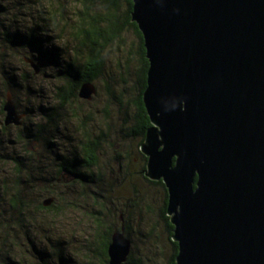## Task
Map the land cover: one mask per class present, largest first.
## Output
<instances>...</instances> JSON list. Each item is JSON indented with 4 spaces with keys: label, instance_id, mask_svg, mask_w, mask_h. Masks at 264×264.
Instances as JSON below:
<instances>
[{
    "label": "water",
    "instance_id": "1",
    "mask_svg": "<svg viewBox=\"0 0 264 264\" xmlns=\"http://www.w3.org/2000/svg\"><path fill=\"white\" fill-rule=\"evenodd\" d=\"M132 1L150 63L141 152L168 191L175 264H264V0ZM96 93L89 82L79 97ZM4 111L22 126L11 94ZM132 247L123 226L109 264Z\"/></svg>",
    "mask_w": 264,
    "mask_h": 264
},
{
    "label": "trees",
    "instance_id": "2",
    "mask_svg": "<svg viewBox=\"0 0 264 264\" xmlns=\"http://www.w3.org/2000/svg\"><path fill=\"white\" fill-rule=\"evenodd\" d=\"M28 2L37 6V14L30 16V18L34 17V23L32 25L23 24L22 28L5 29L3 31V41L7 42L6 45L13 48V50L23 51L25 57H27V59L20 61L23 66H31L27 61H33L40 67L39 60L36 59L38 56L54 67L55 71L53 73L56 81L54 96L61 106L71 107L75 103H79L81 86L85 83H93L102 77L105 67V55L108 49L116 44L120 47L119 44L124 42V34L128 30L134 32L139 41L138 55L140 59L136 80L137 96L130 102L132 113H126L125 121H128V125L125 131L131 139L139 140L141 147L146 140L147 130L152 126L144 104L150 63L146 55L143 34L137 23L132 20L133 1L42 0L41 3H38V1L21 0L13 8L17 12L14 15L19 16V20L22 22L25 19L27 21L30 14L27 11L29 9ZM49 36L53 41L64 46V53L59 51L57 56V46L50 40ZM67 42L68 44H66ZM50 46H52L51 50L49 49ZM67 46H69L68 53L66 51ZM3 62L5 63L6 59ZM13 70L14 68H10L7 64L2 66L0 72L1 87L14 92L15 95L21 91V87L30 90L33 85L31 84V77L36 79L33 73L28 75L20 72L18 74ZM44 73H46V66H43V70L41 69L39 74ZM5 104L6 101L2 103L1 108L3 115L5 114ZM52 117L51 114L47 118L52 120ZM31 124L27 122V124H22L23 127L18 126L15 128L17 132H20V138L26 142V145L34 142L40 143L43 140L42 138H45L44 133L46 130L44 126L46 124L41 125L38 131L32 129ZM8 128L9 126L4 125L1 130L6 131ZM85 135L77 147L76 151L78 152H69L64 157H59L57 166H51L50 170H45L46 166H37L32 157H14L13 161L16 163L15 173L7 175L6 178L2 177L3 180L0 179L2 180L0 185L3 184L0 186L2 199L3 201L6 199L2 205L5 202L8 203L7 210L0 211V264H25L27 261L26 251L29 253V250H31L33 264H53L55 260L57 264H73L70 258L59 252L54 245L52 247L56 251L55 255L48 252L47 254L45 251L42 252L38 248V243L46 242L47 245L53 241L54 236L56 237L59 231L55 227L57 224L55 225L54 222L63 218L61 217L64 214L62 212L65 211L66 213L67 210H72L82 214L84 213L81 207L83 206L82 201H92L94 208L91 213L85 212L84 214H91L88 216L93 224L102 229L104 223L100 220V216L105 211L104 209L108 208L107 203L114 205L116 201L119 203L120 200H123L122 197L127 196L124 205L133 208L134 211L137 210L143 213L145 207L150 204L151 186L162 188L164 193L160 216L166 224L168 238L172 246V254L166 264H175L178 256V243L173 241L175 227L167 213L168 191L162 180L153 181L146 176L148 158L141 152L142 166L119 167L120 171L123 170L125 181L128 179L131 183L130 185L125 183L121 192L115 189L117 187L113 182L105 179L100 169L101 140L103 139L101 137L94 139L88 132ZM45 141L47 145L51 144V141L47 139ZM66 174L74 177V183L82 188L81 193L78 195L80 196V204L76 203L75 200L73 202L68 201V191L66 192L65 189L59 190L53 186L58 185L56 182ZM134 180L142 183L139 182L140 185H137L138 183L134 184ZM63 187L65 188L66 185L64 184ZM123 193L126 196H123ZM47 196L53 198L56 205L54 202L49 207H45L44 202L35 205L36 199ZM134 211L130 215H133ZM48 213H52L55 218L50 220ZM8 214L9 216H7ZM122 224L120 225L123 227ZM120 228V226L110 227L101 240L102 248L100 251L103 258L106 259V264H109L108 248L112 241V235L116 231H121ZM22 230L25 232L24 236ZM65 232L70 234L71 238L74 236L73 232L66 230ZM131 232L132 228L126 226V236L132 237ZM22 236L26 239V244L22 242ZM59 239H55V241L61 248L60 241L62 242V240ZM25 246L29 249L24 250ZM89 246L88 254L94 253L92 245ZM15 252L20 258H15L17 255ZM21 255H24V257ZM128 262L129 264H141L135 260L133 251ZM86 263L90 264L91 260L87 259Z\"/></svg>",
    "mask_w": 264,
    "mask_h": 264
},
{
    "label": "rangeland",
    "instance_id": "3",
    "mask_svg": "<svg viewBox=\"0 0 264 264\" xmlns=\"http://www.w3.org/2000/svg\"><path fill=\"white\" fill-rule=\"evenodd\" d=\"M20 1L1 0L0 72L2 71V66L7 64L10 68H14L18 74L20 72L28 75L29 73H33L36 79L31 77V84L33 85L30 87V90L21 87V91L16 95L12 91L5 90L6 88L4 89L0 84V179L2 177L6 178L7 175H12L11 173H15L16 163L13 161L14 157H32L37 166H46L45 170H50L51 166H57V159L59 157H64L69 152H78L76 151L77 147L81 139L88 132L94 139L98 137L103 139L101 140L100 169L105 179L113 182L117 187L115 189L122 192L124 184L130 185L131 183L128 179L125 181L123 170L120 171L119 167H139L143 165L139 140L135 141L131 139L125 131L128 125V121H125L126 113H132L130 102L137 96L136 80L138 78L137 72L140 60L138 55V38L134 32L128 30L124 34V42L119 44L121 45L120 47L116 44L108 49L105 55L103 75L100 79L93 82L97 93L91 101L80 98L79 103H75L71 107L61 106L54 96V84L56 82L53 73L55 71L54 67L37 56L36 59L39 60L38 64L40 68L43 70V66H46V73L35 75L32 66H23L20 63L21 60L27 59L23 51L21 53L17 49L13 50V48L6 45L7 42L3 41V31L5 29L22 28L23 24L32 25L35 21L34 17L30 18V16L37 14V6L31 4V2H28L29 5H27L29 7L27 11L30 13L27 21L25 19L22 22L19 20V16L14 15L16 11L13 6H16ZM32 1L41 3L42 0ZM49 38L57 46V56L59 51L65 52L62 44L53 41L51 36ZM68 48L69 46L66 48L67 53L69 51ZM4 58L6 59L5 63L3 62ZM8 94H11L18 114H26L23 118V125L30 122L32 123V129L38 131L41 125L46 124L44 126L46 130L44 133L45 138H42L43 140L40 143L34 142L26 145V142L20 138V132L15 130L18 127L15 125H10L6 131L1 130V127L5 125L6 119V113L3 115L1 108L2 103L7 101ZM51 114L53 116L52 120H48L47 117ZM46 139L51 141V144L47 145ZM74 179V177L66 174L56 182L59 186H53L59 190L65 189L66 192L68 191V201L73 202L75 200L76 203L80 204V196L78 195L81 193L82 188L74 183ZM2 180H0V183ZM134 182V184L138 183L137 185L142 183L138 180H134ZM64 184L66 185L65 188L63 187ZM93 188L95 189V187ZM69 194L71 195L69 196ZM124 194L122 195L126 196ZM126 197H122L123 200H120L119 203L116 201L114 205L111 203L106 204L108 208H105L102 216H100V220L104 223L102 229L93 224L91 218L88 216L91 214H84L85 212L91 213L94 208L92 201H82L83 206L81 207L84 211L82 214L72 210H67L65 213L63 210L64 212L62 213L64 214L61 216L63 218L54 222L55 225L57 224L55 227H57L59 232L56 234V237L54 236L50 244L46 245V242L38 243L39 250L55 255L56 251L52 247L54 245L59 252L70 258L73 264H87V259L91 260L90 264H102L101 240L110 227L116 228L120 226L122 228L120 224L123 223L122 225L125 227L130 226L132 228V237H127L132 241V251L135 260L141 264H166L171 257L172 246L168 238L166 224L160 216V208L164 201L162 188L151 186L150 204L145 207L144 211H142L143 213L137 210L134 211L131 207H126L124 205ZM2 198V191L0 190V211L3 212V210H7L8 203L5 202L2 205L6 200L3 201ZM49 198L51 197L47 196L36 199L35 205L41 204ZM54 204L56 205L55 202ZM132 211L134 213L130 215ZM48 217L50 220L55 218L52 213H48ZM65 230L73 232L74 236L71 238V235L65 232ZM24 233V230H22L23 236ZM23 236L21 240L26 244V239ZM59 238L62 240V242L60 241L61 248L55 241V239ZM89 245H92L94 253L88 254ZM27 248L29 249V247L25 246L24 250ZM30 251L29 253L26 251L27 261L25 264H33ZM21 256L24 257V255ZM15 258L20 257L17 254ZM55 262L53 264H57Z\"/></svg>",
    "mask_w": 264,
    "mask_h": 264
},
{
    "label": "flooded vegetation",
    "instance_id": "4",
    "mask_svg": "<svg viewBox=\"0 0 264 264\" xmlns=\"http://www.w3.org/2000/svg\"><path fill=\"white\" fill-rule=\"evenodd\" d=\"M122 229V228H121ZM133 248V247H132ZM129 261V260H128ZM129 263V262H128ZM102 264H106V259H105V257L103 258V260H102Z\"/></svg>",
    "mask_w": 264,
    "mask_h": 264
}]
</instances>
